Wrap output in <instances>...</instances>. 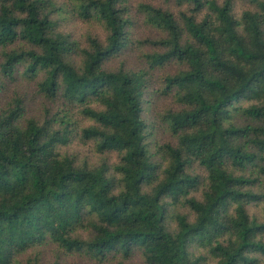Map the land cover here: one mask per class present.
<instances>
[{"label":"trees","instance_id":"16d2710c","mask_svg":"<svg viewBox=\"0 0 264 264\" xmlns=\"http://www.w3.org/2000/svg\"><path fill=\"white\" fill-rule=\"evenodd\" d=\"M176 1L189 4L180 18L138 3L144 23L163 36L136 39L127 0H0V70L30 80L43 73L41 94L93 121L75 126L65 110L58 128L56 117H25L21 97L0 107V264H40L47 243L102 261L120 252L128 258L139 247L149 264H200L195 241L216 242L219 264H264V221L247 209L264 200V0H249L255 7L240 16L232 0ZM64 7L100 23L105 40L89 35L81 46L60 31L54 15ZM145 45L155 49L143 53L144 67L104 66ZM168 62L182 68L164 77L162 91L183 107L164 116L178 142L156 144L162 166L153 159L142 112L148 68ZM75 134L98 152H115L112 168L79 163L58 149ZM194 163L207 171L202 199L187 197L198 181L188 170ZM257 181L262 190L251 188ZM170 195L185 197L194 214L193 220L178 214L174 231L165 223Z\"/></svg>","mask_w":264,"mask_h":264},{"label":"rangeland","instance_id":"374dc122","mask_svg":"<svg viewBox=\"0 0 264 264\" xmlns=\"http://www.w3.org/2000/svg\"><path fill=\"white\" fill-rule=\"evenodd\" d=\"M56 1L59 3H69V0ZM224 1L217 0L219 3H223ZM140 2L151 3L169 9L177 18L181 17L182 11H189V4L185 2L180 3L176 0H127L126 5L131 10L133 9L131 13L133 14L134 23H132L130 30L133 38L136 39L159 38L163 36L162 32L157 28L146 25L143 18L136 12V7ZM232 2L233 13L237 16H240L245 10L255 7V3L249 0H232ZM205 12L206 10L201 11L198 14V18L200 19ZM54 16L59 20L58 29L70 34L71 38L78 41L81 46L87 45V37L89 35L96 36L100 40H105L107 32L100 23L93 20H84L75 15L68 7H64L62 11L56 13ZM19 44H22V42L18 40L14 43V46ZM154 49L155 46L152 45H145L140 49L132 47L114 55L104 63V66L108 69L142 68L145 66L143 53L152 52ZM2 60L0 47V63ZM180 68L182 67L177 62H168L164 65L148 68L150 82L145 94L142 116L148 125L147 131L149 134L147 137L151 151L154 153L153 159L162 166L166 161L157 152L156 144H177L178 142V137L172 132L167 121L164 120V116L168 111H174L183 107L182 104L176 101L172 92L168 94L163 93L162 87L165 86L164 77L177 73ZM42 75L43 73L39 74L35 79L30 80L17 71L14 77L10 78L0 70V107L7 105L8 102L13 101L16 97H21L26 106L25 117L35 116L41 120L47 117H56L57 127L64 128L65 121H62L63 118L61 117L65 115L67 106L62 99L51 100L39 92L38 81L42 78ZM246 104L248 103L246 102ZM67 110H69L67 114L71 119L70 122H75V126H87L93 122L76 106H70ZM235 119L238 123H245L246 121V118L243 116L235 117ZM58 149L65 153L74 154L77 162L86 163L90 166H98L102 162H106L112 168L117 160V154L115 152H98L92 141L84 142L76 134L69 142L58 144ZM188 170L193 176L198 178V181L194 187L189 189L187 197L202 199L207 171L198 163L192 164ZM258 175L255 174L254 176ZM260 184V181H257L251 188L254 190H262L263 187ZM173 197L175 196L170 195L165 198L167 204L165 223L170 230L174 231L177 228L178 214L187 215L190 220L194 219V214L191 208L184 203L185 197L180 196L178 199H174ZM247 209L253 218H256L259 222L264 221V200L251 201L247 205ZM79 232L84 235L88 234L87 231L79 230ZM225 239L226 236L219 237L220 242L222 241L224 243ZM214 244L216 242L212 243V245ZM212 245L208 242L201 244L197 241L192 245L191 250L194 252L195 257L201 258L200 264H219L221 257L214 254V251L211 249ZM31 252L32 250H27L19 256V259L26 260ZM123 255L122 252L113 253L102 261L80 251H66L57 243L44 244L40 247L39 252L40 264H121L122 262L125 264H149L146 261L142 248L138 247L134 249L128 258H123ZM258 264H262V262Z\"/></svg>","mask_w":264,"mask_h":264}]
</instances>
